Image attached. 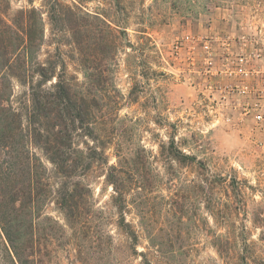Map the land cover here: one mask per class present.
<instances>
[{"label": "trees", "instance_id": "trees-1", "mask_svg": "<svg viewBox=\"0 0 264 264\" xmlns=\"http://www.w3.org/2000/svg\"><path fill=\"white\" fill-rule=\"evenodd\" d=\"M6 1L5 7L0 1V225L19 264H37L42 240L53 241L59 233L69 237L79 251L86 236L92 239L96 234L104 243L105 237L111 238L105 230L108 220H114L128 239L131 255L141 258L140 264H155L148 258L149 252L137 249L143 235L158 261L191 264L192 245L176 244L182 231L175 225L188 223L186 203L176 193L165 198L166 215L153 227L147 207L150 184L143 171L147 166L131 164L135 153L144 162L146 155L139 150L131 155L119 143L115 163H110L107 153L118 138L117 125L122 121L118 114L124 99L112 74L119 66L121 51L131 59L139 50L128 38L126 26L102 18L99 12L85 11L81 5L88 0L72 4L54 0L46 11L31 5L15 10L13 16L7 13L12 5ZM48 25L56 47L40 61ZM137 32L143 41L140 49L158 52L144 28ZM68 36L69 43L64 41ZM63 44L71 47L69 55ZM126 47L133 52H126ZM73 52L79 54L83 66L82 80L69 69ZM156 58L160 63L162 56ZM153 72L166 74L164 70ZM16 83L25 87L18 101H14ZM159 147L171 162L195 165L204 172L192 181L195 195L206 196L209 184L222 186L226 181L222 174L212 175L205 162L186 152L175 137ZM141 152L149 153L144 146ZM96 167H103L112 186L116 219L96 205L89 182ZM209 199L205 197L209 212H222L223 201L216 199L210 205ZM50 204L64 215V224L46 211ZM132 212L136 221L128 219ZM225 242L223 234L216 235L222 259L228 252Z\"/></svg>", "mask_w": 264, "mask_h": 264}, {"label": "rangeland", "instance_id": "rangeland-1", "mask_svg": "<svg viewBox=\"0 0 264 264\" xmlns=\"http://www.w3.org/2000/svg\"><path fill=\"white\" fill-rule=\"evenodd\" d=\"M0 1L5 7L7 1ZM63 1L77 3V0ZM10 2L12 9L7 13L13 16L15 10L31 5L46 11L54 0ZM81 6L85 11L99 12L102 18L126 26L128 38L139 46L134 53L136 57L131 59L124 51L120 52L119 66L112 74L124 99L118 114L122 120L117 125L118 138L108 146L107 153L110 163H115L119 143L124 151H131V155L138 150L146 155L144 162L135 153L131 164L147 166L143 171L148 180L146 183L150 184L149 222L153 227L160 225L166 215V199L176 193L188 210V223L175 225L178 232L177 226L182 231L176 244L192 245L191 264H264V152L258 148L256 139L239 133L238 123L213 118L206 90L209 79L193 67L185 49L179 54L175 48L176 42L187 35L206 38L223 33L253 35L264 45V0H88ZM44 16L48 21L46 13ZM49 27L38 56L40 61H45L48 52L56 47ZM143 28L158 52L143 46L140 49L143 41L138 38L137 30ZM70 39L68 36L64 41L69 43ZM62 47L65 53H71L69 45ZM126 48V52H133ZM107 51L111 52L110 49ZM158 55L162 56L160 63L156 58ZM69 69L79 79H84L77 52L69 58ZM154 70H164L166 74L155 75ZM24 90V86L16 83L14 101H18ZM172 137L186 152L204 161L212 175L225 176L222 186L209 184L206 195L208 199L210 197V205L216 199L223 201L222 212L215 210L212 215L205 207L208 205L206 196L194 193L192 181L204 175L203 171L195 165L171 162L166 151L161 155L159 144H168ZM143 146L149 153L141 152ZM89 182L97 207L116 219L111 204L113 190L103 167H96L91 172ZM46 211L61 223L66 222L56 205L50 204ZM128 219L136 221L135 214H129ZM105 230L112 243L107 237L100 243L96 234L92 239L86 236L82 251L61 233L53 241L44 238L38 249L41 258L37 264H140L141 258L131 255L132 247L114 220H108ZM220 234L224 235L228 249L225 259L220 257L216 247V235ZM137 249L149 252L148 258L155 264H166L154 258L153 249L144 235ZM0 264H19L1 225Z\"/></svg>", "mask_w": 264, "mask_h": 264}, {"label": "built area", "instance_id": "built-area-1", "mask_svg": "<svg viewBox=\"0 0 264 264\" xmlns=\"http://www.w3.org/2000/svg\"><path fill=\"white\" fill-rule=\"evenodd\" d=\"M193 67L209 79L213 118L238 123L239 133L256 139L264 152V45L248 34L187 35L176 42ZM199 56V58L197 57Z\"/></svg>", "mask_w": 264, "mask_h": 264}]
</instances>
